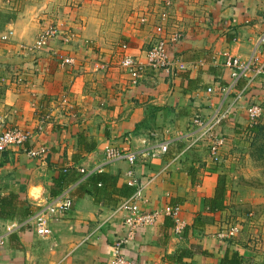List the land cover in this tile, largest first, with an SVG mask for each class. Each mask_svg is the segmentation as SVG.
Wrapping results in <instances>:
<instances>
[{
  "label": "crops",
  "instance_id": "1",
  "mask_svg": "<svg viewBox=\"0 0 264 264\" xmlns=\"http://www.w3.org/2000/svg\"><path fill=\"white\" fill-rule=\"evenodd\" d=\"M11 1L0 0V37L9 39L0 42V118L7 128L32 133L27 147L45 151L37 158L18 147L0 153V204L13 196L14 209L12 216L0 215V264L114 263L113 246L125 234L121 204L135 187L128 184L130 164L111 160L107 146L137 154L133 168L143 186L141 209L181 206L180 228L160 217L137 232L125 247L128 257L137 264H219L225 253L241 256L220 236L228 190L194 120L211 118L223 102H235L220 129L222 162L232 164L228 153L251 132L245 107L261 102L264 74L252 82L233 81L225 61L250 59L264 31V0H201L208 10L206 31L194 26L197 17H182L190 0H172L180 11L174 24L184 34L170 43L174 68H146L136 82L121 66L123 55L144 63L159 35L174 31L171 23L155 30L156 11L131 13L136 0H117L112 10L102 2L89 15V8L70 2L65 35L58 33L29 51L22 44H34L39 32L48 30L39 25L49 14L36 0ZM99 7L104 11L97 12ZM11 8L19 9L16 17ZM143 15L148 17L144 23L138 19ZM67 57L72 64L61 61ZM160 144H167L164 153ZM153 151H158L155 156ZM221 191L223 207L209 211V200ZM61 196L71 199V208L49 217L50 234L38 235L33 218Z\"/></svg>",
  "mask_w": 264,
  "mask_h": 264
},
{
  "label": "rangeland",
  "instance_id": "2",
  "mask_svg": "<svg viewBox=\"0 0 264 264\" xmlns=\"http://www.w3.org/2000/svg\"><path fill=\"white\" fill-rule=\"evenodd\" d=\"M8 1L9 4L12 3L11 0ZM36 1H38L37 4L44 5L42 7L44 12L43 14L46 16L49 14L48 18L43 19L45 24L41 22V25H39L40 27H47L48 30L42 29L41 32H39V36L34 44H22L24 46L22 48L23 50L30 51L33 50V47L34 49L37 47H41L46 42V40H48V37H46L45 40H43L42 38L43 34L46 32H53L50 37H53L58 33H61L62 36L65 35L63 31H67V28L70 26V24L67 23V17L65 19V16L68 13V9L66 7H68V4L70 2H73L74 4L72 3L71 5L77 8L78 6H82L80 8H89L91 13L89 15H94V13L96 12V6H101L100 4L102 2H106L108 4L107 9L109 10H112L114 8L112 7V3L117 4V0ZM136 1L137 2L134 3L133 7L130 6L129 8L131 10V13L134 11L139 13L141 11H145L147 8H149L152 13H155L156 11L159 22L162 23L161 25L159 22L156 24V31H158L162 27V25H168L169 23H171L169 28L172 30L174 29V31H170V34L166 36L169 38L171 34H173V36H176V34H178L179 41L184 38L181 27L178 26L177 23L174 24V20L176 18L175 14L179 10L176 9V6H172V0ZM189 2L190 3L188 5L190 6L184 7L186 10H189V12L183 11L182 17H185L184 19H186L188 15L197 17L199 19L197 20L198 24L195 23L194 26L203 28V30L206 31L208 26L205 27L206 24L203 23L205 22L206 13L208 10L204 8L203 5H201V0H190ZM13 9L15 8H11V11L8 12L13 13L12 16L16 17V13L19 9ZM129 9L125 8V12L129 13ZM97 10V12L101 13L104 11V8L99 7ZM196 14H202L203 16L200 17ZM139 18L141 19L140 22L144 23L148 21V17L146 15H143L141 17L138 16V19ZM33 21H35V19H33ZM35 22L33 24H35ZM221 23L223 24V22ZM49 27L54 29H49ZM10 35L11 31H9L8 33V36ZM160 37L161 35H159V38ZM4 40L9 39H2L0 37V42ZM144 55L145 57H143V59L147 57V51ZM69 58L73 59L72 57ZM134 59L137 60L136 57ZM138 61L142 62V59L138 58ZM143 62V64H145L147 61ZM183 63L184 62L182 61H178V64ZM146 68L151 69L150 67ZM234 103V101H232L231 104L229 101L223 102V108L219 109L218 106V108L215 109L214 113H216L218 110H220L221 112L227 110V116H230L231 110L235 106ZM249 104H256L260 106L259 108L261 109V112L256 122L260 130L257 132H246L242 137L243 143L240 144L239 148L228 153L231 154L233 158L232 164H227L225 161L222 165L218 164L221 171L220 176L223 177V180L226 183V188L228 190V200L226 202L227 205L222 210V213H220V222L222 224V240L229 243V245L232 246L233 251H241L243 264H264V93L262 94V100L260 103ZM220 129L221 126L216 128V131L219 134H221ZM223 150L224 147H221V157ZM195 264L206 263L196 261Z\"/></svg>",
  "mask_w": 264,
  "mask_h": 264
},
{
  "label": "built area",
  "instance_id": "3",
  "mask_svg": "<svg viewBox=\"0 0 264 264\" xmlns=\"http://www.w3.org/2000/svg\"><path fill=\"white\" fill-rule=\"evenodd\" d=\"M54 29V28H50ZM53 32H46L43 34V40L46 37H50ZM2 39H7V36H2ZM178 34L176 36L167 37L165 34L156 40V42L147 50L146 63L143 64L138 59H134L133 56L125 54L121 58L122 68L129 72L134 77V82L137 78H140L141 73L144 72L146 67H150L154 71H169L174 68L175 62L170 58L169 47L170 43L179 42ZM39 43V41H38ZM44 43V42H42ZM64 64H72L73 60L69 57L61 60ZM183 66V64H180ZM225 65L230 69V74L233 81H237L241 77L246 78L248 82H252L254 76L264 74V31L258 37L256 46L252 55L248 61H242L236 57H229L225 61ZM225 91V89H221ZM211 91V88H208ZM239 99L241 94L238 95ZM259 105L249 104L246 109L247 121L250 125L257 122L260 116L261 109ZM228 111L218 110L211 118L204 119L197 116L194 120L195 125L199 129V139L206 141L208 146V153L212 162L216 164H222V157L220 148L224 147L225 137L216 131L217 127H220L225 120L228 119ZM202 134V136H201ZM33 140V135L29 131L20 128L18 126L5 127L3 120L0 119V153L5 152L8 149L18 147L21 148L27 155L33 158L41 157L44 153V149H35L33 147H27L26 143H30ZM223 145V146H222ZM167 150V144H160L159 153H164ZM107 156L111 160L124 159L130 164L131 169L128 170V184L135 187L134 194L121 204L126 212L123 220L125 227V234L122 238L117 240L113 246V264H137L135 259L128 257L125 253V247L135 238L137 232L144 228L149 227L157 223L160 217H169L178 229L182 225L180 219L181 206L180 205H165L163 208L153 211H145L140 208L139 202L143 195V186L138 182L134 175L135 162L137 161V154L133 152L121 151L115 147H106ZM158 152V151H156ZM153 151L152 156L156 155ZM71 199L67 196L58 197L53 203L47 205L44 209L40 210L34 219V228L38 235L47 236L51 230L48 225V218H57L62 216L71 208ZM221 238L223 233H221ZM3 237H0V250L3 247Z\"/></svg>",
  "mask_w": 264,
  "mask_h": 264
},
{
  "label": "trees",
  "instance_id": "4",
  "mask_svg": "<svg viewBox=\"0 0 264 264\" xmlns=\"http://www.w3.org/2000/svg\"><path fill=\"white\" fill-rule=\"evenodd\" d=\"M260 128L257 125V123H254L250 128L249 131L251 132H257L259 131ZM13 200V196L7 197V199L3 198L1 200V204H0V215L3 217H9L12 216V212H13V207H12V202ZM223 207V192L221 191L219 193V197H214L211 200H209V204H208V209L209 211H215V210H219ZM28 211L27 214H31L33 211L30 209L31 205H28ZM183 255H186V253H183ZM219 264H243L242 263V259L241 256L238 252H233L231 255H228L227 253H225V255L223 256V258H221Z\"/></svg>",
  "mask_w": 264,
  "mask_h": 264
}]
</instances>
